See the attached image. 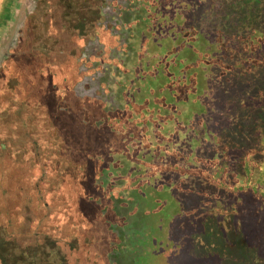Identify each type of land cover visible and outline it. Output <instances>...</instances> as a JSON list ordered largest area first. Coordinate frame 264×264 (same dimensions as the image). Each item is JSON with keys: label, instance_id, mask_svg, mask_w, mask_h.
<instances>
[{"label": "rangeland", "instance_id": "obj_1", "mask_svg": "<svg viewBox=\"0 0 264 264\" xmlns=\"http://www.w3.org/2000/svg\"><path fill=\"white\" fill-rule=\"evenodd\" d=\"M13 1L0 0V41ZM118 1L122 7L77 0L74 20L63 18L57 29L58 43L14 66L21 77L0 88L7 145L0 140V229L7 231L0 243L19 244V264L30 262L23 255L33 248L35 264H82V255L101 264H264V0H169L160 8ZM108 22L136 23L127 36L133 48L121 46L123 66L113 67L103 46L111 40ZM90 36L97 41L88 47ZM93 56L107 59L105 75L78 91L89 101L108 87L114 109L107 114L60 97L63 80L83 78L77 67L83 76L95 72L85 68ZM99 113L106 116L96 124ZM71 115L73 126L65 121ZM111 153L136 209L123 202L121 218L93 221L87 206L90 217L81 220L83 200L93 198L89 173ZM64 185L78 214L55 202ZM28 226L32 237L44 236L41 248L39 241L21 246L31 239ZM110 240L124 248L118 261ZM79 245L81 256L72 251Z\"/></svg>", "mask_w": 264, "mask_h": 264}, {"label": "flooded vegetation", "instance_id": "obj_2", "mask_svg": "<svg viewBox=\"0 0 264 264\" xmlns=\"http://www.w3.org/2000/svg\"><path fill=\"white\" fill-rule=\"evenodd\" d=\"M130 1L131 0H129V2ZM137 1H138L137 3L139 4L141 0H137ZM168 1L169 0H146L143 3L149 4L152 7V5L157 4L159 2V8H160L162 7L161 4H167ZM115 3H116V7L117 6L122 7V4H120L118 0H115ZM110 6L111 5L105 6V9L107 10ZM137 6H138L137 4L135 6H131L130 4L129 8L131 9L132 7L135 8ZM143 7H140L139 5L136 10L142 13ZM151 7L149 8V11H147L148 15L151 12L150 11ZM76 9H77V0H14L13 1V8L11 11V15L8 19L5 32L0 41L2 43V45L0 46V88H2L7 83L6 82L7 79H9V81H11L12 84L13 81L15 82L16 76L21 77L19 76V74L13 73L14 66L19 67L21 61H25V60H28V64H31L32 58L34 57L32 56V54H34L33 52H35L36 49L38 48L46 49L47 47H51L54 43L55 44L58 43L59 38H57V34H56L57 29H59L63 18L69 17L71 18L72 21L74 20ZM158 13H159L158 10L157 12L152 11L153 21L154 19H156V15ZM112 19L115 22L117 17H113ZM107 24H110L106 31L111 40H109L107 44L103 42V46L105 44L108 46L107 53L109 55H112V58H110V63L113 65V67H115L117 63H118L117 64L118 67L119 65L123 66L119 58L121 56L122 51H124L121 48V46H123L124 48V45H128L130 46V48H133L132 45L134 42L133 43L130 42L132 41L133 38L129 39L127 38V36L130 34L129 29H132V27L136 23L135 24L134 22H131L130 24L126 23L124 24L125 27L124 26L122 27L121 25H117L120 26V28H116L112 23L109 22ZM144 30L146 29H143V31ZM124 34H126V36H124ZM96 41H97L96 37L90 36L88 47L90 45L95 44ZM122 41L129 43H124L123 45H120V42ZM128 51L133 53V51L128 50V48H126L125 53H128ZM43 53L47 55L46 54L47 50L46 51L43 50ZM100 53H98V55H100ZM126 57H129V55H127ZM104 60H106V62H104ZM104 60L103 63L106 64L108 61L107 59ZM85 68L86 71L90 69L94 70V68H97L95 72H93L91 75H87L86 77L88 78L86 81L89 82L91 86L97 84L98 78L103 75L101 73L103 72L104 66L100 65L97 67V65H95L94 62H92L91 66H85ZM108 96H111V93L110 95H105L104 97L107 99ZM0 140L1 143L5 145L6 148L7 146L6 140L1 138ZM5 150L6 149H2L0 151V154L1 152L3 153ZM11 154L13 155V152H11ZM41 247L42 246H40L39 248ZM32 250H29V253L27 255V257L30 255V258H28L30 259V262L28 264H35L33 262V256L37 248L33 251ZM0 264H14V262L11 259V256L3 255V258L2 257L0 258Z\"/></svg>", "mask_w": 264, "mask_h": 264}, {"label": "trees", "instance_id": "obj_3", "mask_svg": "<svg viewBox=\"0 0 264 264\" xmlns=\"http://www.w3.org/2000/svg\"><path fill=\"white\" fill-rule=\"evenodd\" d=\"M154 24L155 25L157 24L156 20L154 21ZM145 33H147V32L145 31ZM104 46H105L106 51H107L108 46L106 44ZM77 53H79V51H77ZM145 55H146L145 50H143V54L141 55V57H143ZM97 58L98 57L93 56V57H91L90 61H88V62L86 61L88 66H90L92 64V62L96 63L97 67L100 66V65L104 66V64H105V63H103L104 59L102 61H97ZM83 59H85V58H83ZM104 62H106V61H104ZM72 63H75L76 67H77L78 61L72 62ZM94 69H95V71L97 70V68H94ZM76 70H77V72H79L77 77L78 78L83 77V78L81 80L77 81L76 83H72V84L66 83L67 81L63 80V91H62L60 97L62 99H64V96L65 97L69 96L67 99L71 103L73 101V103H72L73 106H75V104H74L75 102H79L80 105H81L80 108L83 109V111L87 110L88 108H90L89 109L90 112H92L94 109H97L98 111L104 112L106 114L110 113L111 111H113V109H114L113 106H110L108 104V102H107V99L104 97L105 95H110V93H111V90L108 87L106 88V89H108V92L106 93L105 91H103V93H104L103 96L96 94V96H97V97H95L96 99L95 98L94 99L91 98L90 100L92 101V103H91L90 100L87 101L88 99L85 98V96L82 97L79 94L78 88H80L82 85L85 86V81L88 78H86L87 75L83 76V72H80L79 67H77ZM101 74H103V72ZM103 75H105V74H103ZM65 85H66V87H65ZM105 85H106V83H105ZM102 90H104V89H102ZM99 98L103 99V100L100 101ZM62 99H61V101H62ZM95 101H97V103H95ZM104 104H107V105L104 106ZM121 108H123V106ZM124 108H126V107L124 106ZM106 114L100 115V113H99V114H97V116H93L92 120H95L96 124H98L97 122L99 121V119L102 116H106ZM71 116H72V118L68 117L67 119H65V121L66 122L68 121V123H71V125L73 126L75 121L73 119V115H71ZM92 124H94V123L92 122ZM88 125H89V123H86L85 126H88ZM109 130H110V128L108 129V131ZM98 134L99 133H96L94 136H96ZM109 135H110V133L108 132V136ZM87 136H89V135L86 134L85 138ZM94 136H93V134L90 135L91 138L94 137ZM91 138L89 140H87V142H90ZM46 149H47V151L50 152V148H46ZM50 153L51 154L48 155V160H51V158L53 157L52 152H50ZM113 155H115V156H113ZM115 157H116V154H112L111 153L110 157L108 158L109 160L103 162V168L100 171H99V169H97L96 171L93 170V171H91L89 173V176L87 178L88 179L87 181L89 183L85 185L86 190L89 191V192L92 191L93 198H94V195H96V194H101L100 197H103V198L97 199L96 201H93V198L89 199V200H83L85 206L82 207V210L80 211V213L84 212L85 217L81 218V220H86V218L89 216V214L87 212V208H86L87 206H89L88 209H90V208L94 209V212H93V214H91V217L89 216L90 218L93 219V221H95L97 219H100V218H105L106 219L112 213L117 214L118 217L121 218L122 213H124V211H123V209H124L123 202L124 203L127 202L128 204L132 203L131 205L133 207H135V209H136L137 203H135V201H133V202L129 201L131 199V190H129V191L126 190L127 185H129L128 176L126 177L122 172L119 173V171H117V172L114 171L115 168H113V165H114L113 164V160L115 159ZM106 165H108L109 169L105 168ZM38 187H41V186L39 185ZM62 189H63V192L59 193V198H57V196L54 195V197L57 198V199L55 198L56 204L57 205L59 204V200L61 198V201H62L61 206L62 207L64 205V208L70 209L72 212L78 214V212H76L75 208L73 207V202L71 201L72 199L70 198V196L69 195H65L66 194L65 185L62 187ZM111 200L113 201L112 205L109 202ZM47 202H50V197H49V200H47ZM55 202H54V204H55ZM135 209H134V211H135ZM8 218H9V215L7 217V222H8ZM11 225L12 224H10V226ZM7 226H8V224H7ZM23 226H25V224ZM26 228L27 227H24L23 231L26 230ZM111 229H115V227L112 226ZM27 230H28L29 234L31 235V239H29V242H27V243L26 242L21 243V246L24 245L25 248L29 249V248H31L30 246L33 247V245L37 241H39V242H37L35 245L41 246L43 243L41 244L40 241L42 239H45L44 236H42V239L39 236L32 237V233H33L34 229H30V226H28ZM115 231L117 232L116 229H115ZM6 232H7L6 230L0 229V237L4 236V234ZM83 232H85V233H83ZM83 232H82V230L80 231V233L84 236L87 231L85 230ZM13 233H15V232H13ZM117 233L119 235V232H117ZM84 240H85V237H83L82 242H85ZM106 244L108 245V247H111V248L113 247L112 250H114L113 252H115V255H114L115 261L116 260L118 261V259H120V256L122 257V254L124 253V248L122 247V245L121 244L118 245L116 243V241H112L111 242V240H110V245H109V242H107ZM18 245L19 244H14V241H12L11 246H6L4 243H0V258L1 257L3 258V255L15 256L17 259H13V262H14V264H19L21 262V258H20L21 254L18 253V250H17L18 249ZM87 245L84 246V247H88ZM93 248H96V246L92 244L90 246V249H93ZM82 249H83V246L79 245V246H75L72 249V251L74 252L76 250L77 256H81L80 255L81 254L80 250H82ZM23 251H24V249H23ZM117 252H118V254H117ZM24 257H25V254H24ZM69 257H70V260H71V258L73 257V254L69 255ZM82 257H84V258H80L82 264H88L92 260H96L98 264H101V262H103L102 259L100 260V259H97V258H92V260L91 259L89 260L88 259L89 257H87V256L82 255ZM27 259H28V257H27ZM25 260H26V257H25ZM67 260H68V258L66 256L65 257V262H67ZM2 262H3V259H2ZM26 264H28V262H26Z\"/></svg>", "mask_w": 264, "mask_h": 264}]
</instances>
